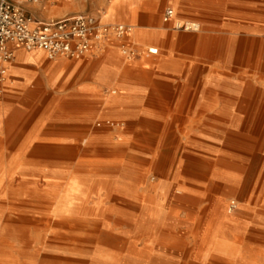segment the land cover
<instances>
[{
  "label": "crops",
  "instance_id": "crops-1",
  "mask_svg": "<svg viewBox=\"0 0 264 264\" xmlns=\"http://www.w3.org/2000/svg\"><path fill=\"white\" fill-rule=\"evenodd\" d=\"M59 1L61 9L45 10L49 2L55 6ZM69 1L42 0L26 9L48 20L75 14L78 8ZM135 1L141 2L133 18L138 34L159 48L157 57L125 59L119 46L130 45L127 39L119 46L111 42L100 55L80 59H49L43 51L9 45L14 55L0 79V144L16 145L15 157L26 161L34 159L30 146L55 138H63V143L111 141L122 148L127 143L144 152L158 149L162 160L176 153L175 145L185 154L193 153L194 137L201 142L205 161L213 156L219 172L238 175V150L256 146L257 151V145H264V0H170L176 20L198 24L196 31L150 26L143 18L152 10L145 3L150 0ZM92 15L101 19V13ZM150 64L151 72L141 71ZM41 159L50 161L48 156ZM92 161L78 156L73 162L81 166ZM61 162L65 164L60 169L68 171V160ZM207 190L214 192L209 185ZM215 192L218 200L202 204L212 222L220 219L216 210L224 208L219 200L224 192ZM250 214L252 226L259 218ZM234 219L244 221L238 215Z\"/></svg>",
  "mask_w": 264,
  "mask_h": 264
},
{
  "label": "bare ground",
  "instance_id": "bare-ground-1",
  "mask_svg": "<svg viewBox=\"0 0 264 264\" xmlns=\"http://www.w3.org/2000/svg\"><path fill=\"white\" fill-rule=\"evenodd\" d=\"M126 8L115 7L109 11V18L124 16L129 22L131 8ZM175 18L173 22H181ZM129 26L127 40L159 52L157 46L133 30V25ZM62 139L30 146L32 161L0 156V264H264V244H253L257 239L254 235L247 237L252 243L244 242L249 232L261 234L264 239V196L261 204L256 200L255 207L248 209L260 218L252 226L244 223L241 230L235 219L225 218V211L232 214L247 209L230 198L240 183L239 175L219 172L215 167L211 173L214 163L189 152L186 164L179 160L169 183L157 180L148 172L150 169L134 170L130 178L124 166L130 167L131 158L123 155L121 143L100 144L90 139L63 143ZM45 155L49 162L41 159ZM106 155L110 158L100 159ZM78 156L94 161L81 165L88 168L82 172L49 166L65 158L71 163ZM211 175L222 180L215 181L211 191L222 190L230 199H219L224 208L216 210L220 217L217 222L205 217L206 207L196 220L195 206L218 200L211 193L205 199ZM228 181L230 185L224 183ZM191 218L196 220L193 231L188 227ZM190 237L195 244L189 249Z\"/></svg>",
  "mask_w": 264,
  "mask_h": 264
},
{
  "label": "rangeland",
  "instance_id": "rangeland-1",
  "mask_svg": "<svg viewBox=\"0 0 264 264\" xmlns=\"http://www.w3.org/2000/svg\"><path fill=\"white\" fill-rule=\"evenodd\" d=\"M68 3H70V1L66 0V4H68ZM74 3H75V6H77L78 10L73 15H76V14H97V13L100 14L101 13V19L104 22L112 23V24L125 23L128 25H133V30H138V25L135 23V20L133 18H135L136 8L141 3L139 1H135V0H74V2H72V4H74ZM145 3H146V5L151 6V9H152L149 13H145L143 15V18H146L149 21L148 23L150 26H158V25H160V26H174V24H175V22H173L174 20L167 22V23L163 22V20H162L163 13H164L165 9L167 7H171L170 0H150V1H146ZM38 5L39 4L24 3L25 8H26V6L27 7H36ZM62 6H63V2L56 3L55 6L51 5L49 2L48 8L45 10L46 11H48V9L58 10V9H61ZM117 6H122V9H124V8L127 9L126 7L131 8V14H132L133 20L130 19V21L127 22V20H125L124 16H121V19H110L109 18V11L115 9V7H117ZM173 9L175 12V7ZM34 15L37 18H39L36 14H34ZM61 17H63V16H57L55 18H61ZM55 18H49L48 20L55 19ZM131 37H133V36H131ZM123 41L124 40H118V39L112 38L109 42H107L105 49L102 53H104L106 51V48L108 46H110L111 42H113L119 46V45H121V42L123 43ZM128 46L133 47L136 50H139L143 57H146V56H150V58H153L154 56L157 57V55H150L147 52L149 49L147 48L146 45H144L142 43H138V42L133 41L131 43V46L130 45H128ZM122 47L119 46L121 54H122ZM98 55H100V54H98ZM87 56H90V55H87ZM122 56L125 59H127L123 54H122ZM127 60H133V59H127ZM145 60L143 62L144 64H146V62H147ZM131 63L133 64V62H131ZM149 67H150L149 70H143L142 69L141 71L151 72L153 67L151 64ZM110 123L108 124L109 126L112 125ZM115 124L116 123H114V125ZM50 131L53 133H57V132L62 133L63 132V130H59L58 128L57 129L51 128ZM194 131L196 132L197 130H194ZM195 139H194L195 142L193 145V147H194L193 154H195V156H197V157H202L201 142H199L200 140L196 139L197 140L196 141ZM123 147H124L123 148L124 149L123 155L125 157L131 158V160L128 161L130 167L124 166V169L126 168V170H125L126 173H128V174L130 173L129 174L130 178H132L131 173H134L135 172L134 170L146 172L150 169L148 172L151 173V175L154 176L157 180H160L162 183H167V182L169 183L170 181H173L174 173H175L176 166L178 165L179 160L183 159L184 164H186V162H187V154H185L183 150H182V152L178 151L177 148H176L177 150H176L175 154L170 153V154L165 155V156L163 155V157H166V158L163 161H160V157H162V154L159 153L158 149L157 150L153 149V151H151V152H149V151L144 152V151H139V149L142 150V148H138L137 146H134L132 144H127V146L123 145ZM172 147H173V145H172ZM175 147H180V146H175ZM249 147L250 146H246V147L243 146L242 150H238L241 157L239 159V162H237L238 166L236 167V169L234 171H235V173H237L240 176V179H239L240 183H239V185H236V186L234 185L235 186V188H234L235 189V195L230 197L231 199L236 200L238 203L245 205V207H247V209L246 208L245 209L240 208L239 210H235L234 213H232V214L226 213V211H225V218L230 217V218H232V220H234V216L238 215L244 220L241 222H238L236 220V222H237L236 226L241 228V230L244 229V223H248L250 220V216H251L250 211L251 210H248V209H253L254 207L251 208L249 206H252V205L255 206L256 200H258L257 203L261 204L260 201L263 199V196H264V187L262 186V184L264 182V159L262 157V153H263L262 151L264 149V145H257V151L255 150L256 146H251L250 150H249ZM16 150H17L16 145H12L9 143H5L4 145L0 144V156H2L3 158L15 156ZM180 150H181V148H180ZM133 151H135V152L137 151V153H134ZM255 151L258 153H256ZM250 153H252V154L250 155ZM141 154H143V156H140ZM181 154H183V155H181ZM251 157H253L252 161H250ZM212 158H213V156H211L210 162H211V164H213V163L214 164L210 169L211 173L213 172L212 168L214 169V167H215V169H218V167H219L218 162L216 164V161L214 160V158L213 159ZM55 163L53 161L50 162V164H49L50 168L51 167H53V168L59 167L60 168L61 165L64 166V164H65L63 162H57V164H55ZM74 164H75L74 162L70 163V165H69L70 167H69L68 172H76V171L82 172V171L88 169V168L81 167V166H77V168H76V166H74ZM65 166L68 167V165H65ZM210 179L211 180L208 183L210 189H211L212 184L215 181H220V182L222 181L219 178H216L212 175H211ZM224 183L227 185L231 184L229 181L224 182ZM196 184H198V182H196ZM207 194L208 193L206 191L205 192V199L206 200L209 197V194L208 195ZM211 194L214 197V199L218 198L217 192L214 191L213 193L211 192ZM230 198L225 197L224 199L226 202H228ZM202 204L195 206L194 214L196 216V220L202 216L201 215V212L203 210ZM258 209H261V208L258 207ZM205 214H206L205 217L207 218V211L206 210H205ZM206 218H205V220H206ZM196 220H195V218H191L189 220L188 227L192 231L195 228ZM245 221H247V222H245ZM259 221H260V218H259ZM254 235H255L254 237H256L257 239L255 238L256 240L252 241L253 244H256V243L264 244L263 235H261V234H254ZM245 237H246V240L244 242L246 243V245H249V243H252L249 239H247V237L252 238V234L250 232L247 234V236L245 235ZM187 241L189 242V245H188L189 249L191 247L193 248V245L195 244L193 237H190L189 240H187ZM176 260H179L178 255L176 257Z\"/></svg>",
  "mask_w": 264,
  "mask_h": 264
},
{
  "label": "built area",
  "instance_id": "built-area-1",
  "mask_svg": "<svg viewBox=\"0 0 264 264\" xmlns=\"http://www.w3.org/2000/svg\"><path fill=\"white\" fill-rule=\"evenodd\" d=\"M42 0H0V79L7 73V64L13 58L10 44L21 45L27 51L40 50L49 59L59 57L80 59L101 54L112 38L126 40L131 34L127 24H106L92 14H76L50 20L37 18L26 10L24 3L39 4ZM174 9L167 7L163 22L172 21ZM177 30H198L193 22H175ZM149 53L155 54L153 49ZM127 59L141 55L139 50L123 45ZM1 96V89H0Z\"/></svg>",
  "mask_w": 264,
  "mask_h": 264
}]
</instances>
